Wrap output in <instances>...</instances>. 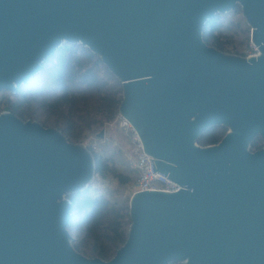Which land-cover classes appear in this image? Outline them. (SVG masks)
<instances>
[{"label": "water", "instance_id": "1", "mask_svg": "<svg viewBox=\"0 0 264 264\" xmlns=\"http://www.w3.org/2000/svg\"><path fill=\"white\" fill-rule=\"evenodd\" d=\"M237 6L256 57L202 39ZM65 43L120 81L118 114L151 171L180 189L133 194L124 244L109 261L86 258L72 247L67 196L93 181L92 153L3 111L0 264H264V147L250 149L264 141V0H0V92L28 85ZM213 128L228 131L198 146Z\"/></svg>", "mask_w": 264, "mask_h": 264}, {"label": "trees", "instance_id": "2", "mask_svg": "<svg viewBox=\"0 0 264 264\" xmlns=\"http://www.w3.org/2000/svg\"><path fill=\"white\" fill-rule=\"evenodd\" d=\"M222 16L207 22L203 41L221 53L246 57L248 54L236 49L233 36L245 34L249 40L247 28L242 29V20L234 26L224 23ZM2 93L0 112H10L22 121H38L45 128L58 130L72 144L83 142L90 134L96 139L97 133L116 118L122 102L121 83L101 59L79 44L68 43L46 59L28 85H21L15 93ZM224 135V128H213L203 133L197 144L214 145ZM261 144L263 140L256 138L251 151L260 149ZM115 153L107 155L105 149L93 152L92 183L86 190L67 196L74 215L68 227L72 247L86 258L109 261L127 238L131 223L128 201L112 189L100 187L107 182L120 187L133 184L128 172L116 167Z\"/></svg>", "mask_w": 264, "mask_h": 264}, {"label": "rangeland", "instance_id": "3", "mask_svg": "<svg viewBox=\"0 0 264 264\" xmlns=\"http://www.w3.org/2000/svg\"><path fill=\"white\" fill-rule=\"evenodd\" d=\"M233 11L227 12L228 14L226 13L223 14L225 16H222L220 20L224 23H231L233 26L235 25L236 22H239V21L241 22L242 20L244 24L241 25V27L242 29H245V27L247 28L249 40L246 41L245 34H242V36L239 34H235L233 36V38L235 39L234 43L238 51L240 52L243 51L246 54H249L253 51L251 47L250 34H249L251 29L242 15L241 8L237 6L235 7ZM229 33H231V29ZM3 95L4 94L0 92V97H2ZM115 120L116 118L112 122H110V123H113L112 125H109V126L106 125L105 127L102 128L104 129L103 139H98L97 136H96V139H94L93 134H90L88 138L85 139L83 142L75 143V144L85 146L86 149L91 153L105 149L106 154L109 155L111 152L116 151L115 153L116 167L123 172H128V174L130 175V178L132 179L133 184L130 186L128 185V186L120 187L117 185L116 182H111V183L107 182L104 184H100V187L101 188L107 187V188L112 189V191H115L119 197H121L123 200L128 201V204H129L130 197H131L130 189L136 182V177H135L134 171L131 166V161L135 157L134 155L135 153L133 151L132 146L130 145L128 141V137L125 136L123 131L119 129L118 124L115 122ZM34 122L39 123L38 121H34ZM227 131H228V128L225 129V133ZM91 145H92V148H91ZM197 145L200 146L199 144Z\"/></svg>", "mask_w": 264, "mask_h": 264}, {"label": "built area", "instance_id": "4", "mask_svg": "<svg viewBox=\"0 0 264 264\" xmlns=\"http://www.w3.org/2000/svg\"><path fill=\"white\" fill-rule=\"evenodd\" d=\"M251 47L253 51L246 57L258 56L259 52L257 47H255L252 43ZM115 122L118 124L119 129L123 131L124 135L128 137V141L135 153V157L131 161V166L136 177V182L130 189L131 196L145 190H147V192L151 190L165 193L178 191L180 189L179 186L169 180L167 176L162 175L157 171H151L149 159H151L154 166L153 160L144 152L140 138L131 124L119 114H117ZM112 124L113 123H108L107 126Z\"/></svg>", "mask_w": 264, "mask_h": 264}, {"label": "flooded vegetation", "instance_id": "5", "mask_svg": "<svg viewBox=\"0 0 264 264\" xmlns=\"http://www.w3.org/2000/svg\"><path fill=\"white\" fill-rule=\"evenodd\" d=\"M264 142V141H263ZM264 147V144H261L260 148Z\"/></svg>", "mask_w": 264, "mask_h": 264}]
</instances>
